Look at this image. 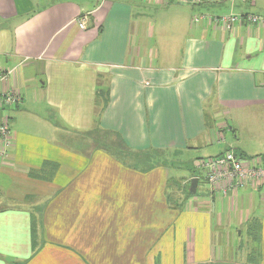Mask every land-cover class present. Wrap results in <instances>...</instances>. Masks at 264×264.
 <instances>
[{"label":"crops","instance_id":"crops-1","mask_svg":"<svg viewBox=\"0 0 264 264\" xmlns=\"http://www.w3.org/2000/svg\"><path fill=\"white\" fill-rule=\"evenodd\" d=\"M220 14L243 18L192 21ZM245 16L264 0H0V90L20 96L0 111V264H264V184L203 178L205 201L170 207L186 168L264 162V25ZM101 134L171 161L127 165Z\"/></svg>","mask_w":264,"mask_h":264},{"label":"built area","instance_id":"built-area-1","mask_svg":"<svg viewBox=\"0 0 264 264\" xmlns=\"http://www.w3.org/2000/svg\"><path fill=\"white\" fill-rule=\"evenodd\" d=\"M181 2L190 1L199 3L202 0H179ZM251 23L263 24L264 20L257 16H245ZM206 18L213 19L216 23H220L226 28L237 25L242 21L243 15L229 14L212 18L211 16L198 15L192 18L193 23H198ZM79 27L84 29L83 19L79 23ZM11 72L4 71L0 73V84H4L9 79ZM20 101V96L10 90H0V111L14 108ZM12 145L11 130L9 123L5 119L0 120V158L6 157V150ZM200 167L204 172V179L210 187L217 185L225 180L229 181V188L233 183L235 186L243 185H260L264 183V162L260 160L245 161L239 154L233 150L206 159L200 162Z\"/></svg>","mask_w":264,"mask_h":264},{"label":"rangeland","instance_id":"rangeland-1","mask_svg":"<svg viewBox=\"0 0 264 264\" xmlns=\"http://www.w3.org/2000/svg\"><path fill=\"white\" fill-rule=\"evenodd\" d=\"M145 15L148 16H152L153 19L156 18L157 12H155V10L153 11V9H150L149 11L145 12ZM228 15V14H227ZM219 16H226L225 14H220ZM226 134V133H225ZM224 134V135H225ZM246 136V135H245ZM222 137V136H221ZM101 147L103 148H107V149H103L104 151H106L107 154L109 155H113L115 156L117 159H120V162H128L126 163L127 165L130 166H137L139 167L138 169H143L146 170L147 168L151 167V166H160V165H169L171 159H168L166 157H159L158 154H130L128 152L125 151V149L119 144V142L111 137L108 136L106 134H101ZM106 153H104L105 155H107ZM111 153V154H110ZM194 156L191 158L193 159ZM166 160H168V164L166 163ZM122 162V163H123ZM189 164H187L188 166ZM165 169H168V166L165 167ZM184 171H186L185 174H187V181L186 184L182 187H179V185L177 186L178 188V193L177 191L175 193H173V188L172 185H167V188H165V192H168L169 195L171 193H173L170 197L171 199V208H175L176 203L180 200L181 198H185L186 197V192H189V187H190V180L192 179V175H194V178H198L199 179V183L197 186V192L195 195L191 196V199L197 201L199 204L203 201H205V197L206 194L208 193V191H206V185L203 181L204 178V174L196 169H194L193 171L190 170L189 167V171L186 169H184ZM170 176L174 177V173H170ZM191 178V179H190ZM178 180V179H177ZM184 201V200H183ZM229 235V239H232L234 241L233 243V247L235 246V241L238 238V232H235L234 229H231L230 232L228 233ZM222 237H226V235L224 234Z\"/></svg>","mask_w":264,"mask_h":264},{"label":"water","instance_id":"water-1","mask_svg":"<svg viewBox=\"0 0 264 264\" xmlns=\"http://www.w3.org/2000/svg\"><path fill=\"white\" fill-rule=\"evenodd\" d=\"M197 184H198V179L197 178H192L190 180L189 193H191V194H195L196 193Z\"/></svg>","mask_w":264,"mask_h":264},{"label":"trees","instance_id":"trees-1","mask_svg":"<svg viewBox=\"0 0 264 264\" xmlns=\"http://www.w3.org/2000/svg\"><path fill=\"white\" fill-rule=\"evenodd\" d=\"M242 157V156H241ZM243 158V157H242ZM244 159V158H243ZM264 183H261L260 185H256V187H260V186H262ZM196 194V193H195ZM195 194H191V193H187L186 192V197L184 198V201H187L188 199H190L191 198V196L192 195H195Z\"/></svg>","mask_w":264,"mask_h":264}]
</instances>
